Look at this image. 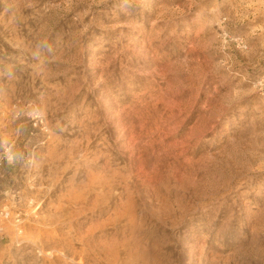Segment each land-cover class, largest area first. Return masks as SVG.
I'll return each instance as SVG.
<instances>
[{
	"label": "rangeland",
	"instance_id": "374dc122",
	"mask_svg": "<svg viewBox=\"0 0 264 264\" xmlns=\"http://www.w3.org/2000/svg\"><path fill=\"white\" fill-rule=\"evenodd\" d=\"M0 264H264V0H0Z\"/></svg>",
	"mask_w": 264,
	"mask_h": 264
}]
</instances>
